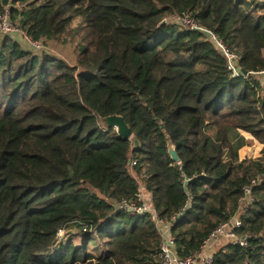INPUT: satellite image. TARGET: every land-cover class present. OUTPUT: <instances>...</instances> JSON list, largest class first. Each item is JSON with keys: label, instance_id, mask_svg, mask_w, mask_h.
Returning a JSON list of instances; mask_svg holds the SVG:
<instances>
[{"label": "trees", "instance_id": "1", "mask_svg": "<svg viewBox=\"0 0 264 264\" xmlns=\"http://www.w3.org/2000/svg\"><path fill=\"white\" fill-rule=\"evenodd\" d=\"M9 1L43 51L0 34V264H159L157 225L120 208L140 190L185 258L245 186L246 246L214 264H264V1L0 0V13ZM185 15L238 56V77ZM114 115L129 139L101 126ZM240 131L257 158L239 159Z\"/></svg>", "mask_w": 264, "mask_h": 264}, {"label": "built area", "instance_id": "2", "mask_svg": "<svg viewBox=\"0 0 264 264\" xmlns=\"http://www.w3.org/2000/svg\"><path fill=\"white\" fill-rule=\"evenodd\" d=\"M12 8L21 10L18 3L11 4V1L3 7V11L0 13V34L9 36L16 40L24 49H27L33 53H39L43 51V46L40 41L32 40L29 35L21 29L18 25V20L12 17ZM180 20L190 30H197L203 33L206 38L211 42L214 48L224 57L226 62V69L231 77H238L240 75V69L238 66V56L231 52L227 46H225L222 40L214 34L212 31L199 26L188 16H183ZM264 75V71L261 72ZM188 179H183L182 182L186 184ZM243 197L240 199V205L237 212L227 222L219 225L213 230L201 243L199 250L190 256L180 258L177 253V247L174 237L171 234V224L159 219L151 207V204L147 203V195L143 190H140L137 197L142 201V205H124L121 204L120 208L133 215L144 216L149 215V218L157 225L160 243H159V264H214L215 254L224 245L231 244L240 247L246 246L248 237H242L239 235V229L242 226V216L247 211L248 206L253 200L251 186H245L242 188ZM191 196H189V200ZM62 234L59 232L58 237Z\"/></svg>", "mask_w": 264, "mask_h": 264}, {"label": "rangeland", "instance_id": "3", "mask_svg": "<svg viewBox=\"0 0 264 264\" xmlns=\"http://www.w3.org/2000/svg\"><path fill=\"white\" fill-rule=\"evenodd\" d=\"M186 16H188V15H186ZM170 20H172V19H170ZM175 20L178 22V24L181 27L187 28L186 25L184 24V21L182 22L180 20V18H176ZM48 49L46 48V50H48V52L51 54L56 52L51 47L50 48L48 47ZM101 126L106 127L107 125L105 122H102ZM240 135L244 138V140L246 141V144H245V146L241 147L238 151L239 159L243 160V159H255V158H257L260 155V151L263 148V145L258 140H256L255 138H253L250 134H248L246 132L240 131ZM58 238L59 239L64 238L63 240H65L67 238V235L65 232H63ZM79 239H80V237H79ZM79 239L77 237H74L72 239V242L74 244H78Z\"/></svg>", "mask_w": 264, "mask_h": 264}, {"label": "water", "instance_id": "4", "mask_svg": "<svg viewBox=\"0 0 264 264\" xmlns=\"http://www.w3.org/2000/svg\"><path fill=\"white\" fill-rule=\"evenodd\" d=\"M105 123H107V126L115 128L117 134L122 138L129 139L131 137V131L129 130L124 119L121 116H110L106 118ZM134 143L135 145H137L136 141ZM167 154L172 162H178L179 159L177 153L170 140L167 141Z\"/></svg>", "mask_w": 264, "mask_h": 264}, {"label": "crops", "instance_id": "5", "mask_svg": "<svg viewBox=\"0 0 264 264\" xmlns=\"http://www.w3.org/2000/svg\"><path fill=\"white\" fill-rule=\"evenodd\" d=\"M146 199H147V201H148L147 203L149 204V202H150V196L147 195V198H146Z\"/></svg>", "mask_w": 264, "mask_h": 264}]
</instances>
